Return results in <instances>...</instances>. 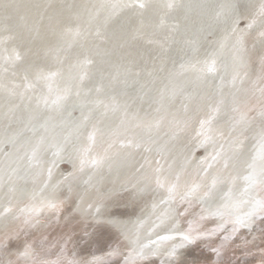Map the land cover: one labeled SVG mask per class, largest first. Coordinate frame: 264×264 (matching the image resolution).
I'll return each instance as SVG.
<instances>
[{"label": "bare ground", "instance_id": "6f19581e", "mask_svg": "<svg viewBox=\"0 0 264 264\" xmlns=\"http://www.w3.org/2000/svg\"><path fill=\"white\" fill-rule=\"evenodd\" d=\"M11 1L9 10L0 6V60L4 62L0 63V92L8 96L4 102L8 108H17L21 103L50 107L60 102V98L65 100L67 95L75 101L92 88L98 90L101 82L95 79L81 83L86 65L94 55L101 56L103 62V67L95 66H99L96 76L100 72L102 77L111 78L117 70L131 76L142 70L150 73L161 63L164 66L165 55L172 50L173 42L176 44L173 49L183 52L185 45L196 46L202 40L192 34L195 25L202 22L199 18L188 11L175 15V9L184 12L195 7L189 0H178L172 15L167 14L171 0H151L155 9L150 19L139 13L140 0H127L136 24L130 27L132 41L129 46H123L122 36L117 34L110 33L112 39H108V28L123 30L120 26L124 22L119 25L115 21L109 27V21L105 20L109 17L104 15L112 3L126 0ZM218 4L229 5L230 2L217 0L211 19L224 14ZM63 9H69L68 13H60ZM245 10L230 13L227 19L215 25L216 34L209 33L190 56L179 57L173 62L172 76L191 73L199 78L210 75L213 82L208 95L202 96V108L189 117L190 121L180 134L183 137L180 152L186 156L174 162H165L164 158L159 171H153L154 184L136 181L128 175L132 161L122 160L127 151L110 146V141L120 135L119 128L117 134H112V129L105 133V128L96 124L99 120H89L86 113L79 117V122L85 125L80 141L72 144L73 153L59 151L55 158L53 152L57 147L54 146L42 150L43 156L29 160L26 152L33 151L34 146L20 151L24 155L18 149L14 158L18 157L11 164L18 166L26 161L33 165L34 162L36 175L25 183L20 181L26 184L24 191L30 190L25 197H20L18 181L15 194H4L2 190H8L7 180H11L8 174L0 177V264H118L119 260V264H264V217H253L247 227L239 224L241 229L231 236L232 239L226 228L208 231L216 224L223 225L229 218H243L244 213L257 207L253 202L264 188L259 143L264 127V0L253 1ZM97 11H102L101 16H95ZM21 20L24 29L19 32L15 25ZM156 25L160 28L158 32ZM135 47L143 54L149 51L150 55L139 59L136 54L132 57L122 54L121 49L139 54ZM163 52V57L158 55ZM218 52L223 54V66L219 65L218 72L204 75L213 70L208 63ZM21 55L25 61L15 65ZM158 57L161 58L159 62ZM66 72L72 74V83L67 80ZM121 78L123 76H118L114 81L127 82ZM156 87L159 96L172 93L164 90L163 83ZM238 93L241 95L236 97ZM231 95L236 104L240 102L238 108L228 106L219 110L218 106L223 105L222 97ZM180 96L184 97L183 91ZM118 100L110 93L92 97L88 103L101 110H121L128 114ZM184 102L181 99L180 108L186 112L188 104ZM172 109L169 108V112ZM243 109L246 111L244 117ZM28 114L35 117L31 112ZM152 121H156L153 123L156 125L159 118ZM54 122L55 126L59 123L57 119ZM223 123L228 127L232 125L236 132L242 131L243 137L234 139L231 136L226 143L218 142L214 135L216 132L217 136L221 135ZM160 126L165 123L161 122ZM96 131L97 137L84 144L86 133H91L92 137ZM44 142L36 145L43 149L47 144ZM102 142L109 147L106 155L98 159ZM220 145L221 150L217 148ZM198 147L201 148L197 157L193 148ZM7 157L10 158L11 153ZM61 161L66 164L60 167ZM94 162L97 164L93 165ZM109 162L115 165L110 175L107 170L112 164L106 165ZM46 163L50 164L49 171L45 169ZM146 164L140 169L148 168ZM101 167L105 171L100 172ZM77 169L89 171L95 177H103L99 174L106 172V178L80 188L73 183V179L79 177ZM61 171H66L72 181L70 192L63 191L66 180L59 182L57 178ZM44 173L46 181L40 189L39 180ZM14 184L11 183L10 191L14 190ZM123 199L125 203L121 202ZM6 201L7 205L2 207ZM37 210L39 213H35ZM187 225L199 230L195 233L203 232L205 240L190 245L178 237ZM211 233H215V239L211 238Z\"/></svg>", "mask_w": 264, "mask_h": 264}, {"label": "water", "instance_id": "95a60500", "mask_svg": "<svg viewBox=\"0 0 264 264\" xmlns=\"http://www.w3.org/2000/svg\"><path fill=\"white\" fill-rule=\"evenodd\" d=\"M191 4H195V7L188 8L186 11H180L179 9H175V12L177 15L178 13L182 14L185 12L192 13L193 16H196V18H199V21H202L201 23L195 25L194 33L195 35H198V37L201 40L196 46H187L185 45V50L182 52L179 48L176 50V48L173 49V47H176L175 42H173V45L171 47L172 50H170L166 56V65L164 62V66L162 63L159 65H155V68L150 73H145L143 70L139 73H133V75H128L127 73H124L123 70H117L113 73V76L109 78L108 76L104 75L103 77L100 75V72L98 73V76L95 75V72L99 71L98 68H95L96 65H100L103 67V62L101 60V56L96 57L93 56L94 59H92L89 64L86 65V74L84 76V80H81V83L86 84L88 81L97 80L100 83V87L93 89L92 91L88 92V94L81 96L79 100H73L72 96L67 95L68 97L64 100V98H60V102H57V104H53L52 106H45V107H34V105L31 104H20L17 108H8L4 106L5 100L8 98L6 94H3L0 92V177L3 175L8 174L7 185L8 190H2L4 194L7 196H12L15 194V190L17 187V183H20L21 193L20 197H25L27 192L24 191L25 185H22L21 182L25 183L26 179H31L33 177V174L36 175L35 168L36 164L33 162V165H29V163H19L18 166H13L11 164L12 160H16L18 156L14 158V155L17 154V151L19 149L20 151H27L31 148V146H34L33 151L26 152L27 158L31 160L30 158H35L37 156L41 157L43 152L42 150H47L48 147H57V149L53 152V155L55 158L57 157V153L60 151V153L67 152V153H73V150L75 148H72V144L76 143L77 141H80L81 136L80 132L83 129L85 123L79 122V117L82 113H86L89 120L96 119L99 120L98 125H100L102 128H105V133L108 132L109 129H112V134L119 128L120 135L115 137L110 141V146L115 147H122V149H125L127 152L123 154L122 160L125 158H128L132 161L131 163V170L128 172V175L132 177V179H135L139 182H146V184H154L152 182L154 180V170L155 172L159 171L160 166L163 164V160L165 158V162L167 160L175 161L178 158H184L186 156V153L180 152L182 150V142L183 137L180 136L182 131H184V128L186 127L187 123L190 121V118L197 110H200L203 106L202 96L208 95L209 89H211V84L213 82V77L210 74L217 70L219 71V65L223 66V57L222 52H218V55L214 56V59L211 60L208 63V66L212 68L213 70L211 72H204L206 76H202L199 78H196L194 74H186L184 73L181 77H174L172 76L170 70L173 62L178 59L179 57L185 58L190 56L195 50H197L203 42V39L206 35L209 33H217L218 30L215 29V25L219 23L220 21L227 19L230 15V13H237L240 11V13L246 11L245 9H249L250 5L255 0H225L227 2H230L229 5H221L222 7V13L224 14L220 16L217 19H211L212 17V10L215 6L217 0H189ZM141 4L138 6V11L143 15L142 17L150 19L153 16V9H155V6H153L151 0H140ZM186 3V2H185ZM190 4V5H191ZM10 5H12V1L9 0V2H4L3 0H0V6L6 7V9L9 10ZM178 6V0H171L170 6L167 7V14H173L172 8H176ZM14 10V6L11 7ZM131 6L129 1L121 2L116 1L111 4L108 9H106L104 15L109 17L105 20L109 21L108 26L110 27L111 24H113L115 21L120 25L123 21V26H120L121 29H111L108 28L109 36L108 39H112V33L117 34L118 36H122L121 43H123V46H129L132 39L129 37V32L132 30L130 28L131 26H136V24L133 22V16L129 13ZM69 9H63L60 13L64 14L68 13ZM173 11V12H172ZM102 11H97L95 16H101L100 14ZM211 15V17H210ZM13 16V15H12ZM179 16V15H178ZM202 16V17H198ZM92 19H95L94 17ZM22 21V20H21ZM197 21V22H199ZM227 21V20H226ZM225 21V22H226ZM24 21L22 22H16L15 28L20 32L22 29H24V25L22 26ZM99 23H102L98 21ZM104 25V23H102ZM223 25V24H222ZM128 26V28H127ZM156 32L160 31L159 26L156 25ZM180 30V29H179ZM189 31V30H188ZM111 33V34H110ZM153 35L155 34L152 32ZM191 34V32H190ZM192 36V35H191ZM126 38L129 40L127 41ZM134 41V40H133ZM135 44V43H134ZM133 44V45H134ZM259 46V43H257ZM257 45L255 44L254 50L257 48ZM137 46V45H136ZM138 47V46H137ZM135 47L136 52H126L125 49H121L123 55L130 54L129 56L132 57V54L138 55V58L141 59V57H146L148 53H144L139 48ZM123 48V47H122ZM219 51V50H218ZM117 55V53H114ZM143 54V55H142ZM150 55V54H149ZM159 56H164V52L158 54ZM135 60L134 63H137L138 60ZM174 59V60H173ZM161 58H157V61L159 62ZM170 60H173L170 62ZM20 61V62H18ZM24 56L17 59V63L15 65H20L21 62H24ZM170 62V63H169ZM0 63L3 64L2 60H0ZM150 64V63H149ZM149 64L146 66V68L149 66ZM169 64V65H168ZM145 65V63H143ZM142 65V66H143ZM110 68V67H109ZM107 68L106 71H109ZM68 76V81L72 83V74L69 75L68 72L65 74ZM100 75V76H99ZM118 76H123L121 80H127L125 83H118L117 80L114 81ZM102 77V78H101ZM109 78V79H108ZM151 81H160L164 84V90L167 92L172 91V93L169 92V94L165 93L163 96H159L157 93L158 87L156 85V82ZM184 92V97H181V92ZM224 91V89H223ZM222 91V92H223ZM110 93H113L119 100V103L122 102V106L125 110H127L129 113L126 114V112H121V110L113 111L112 109H105L101 110L97 106H90L89 101L90 98L95 97H102L106 96ZM67 94V93H66ZM241 94H236V97H238ZM181 99L185 100V105H187V111L184 112V109H181ZM223 105L218 106V109L221 111L224 107H234L238 108L240 102L236 104V101H233L234 98L231 96H223ZM169 108H173L169 112ZM211 111V110H210ZM28 112L33 113L35 117L32 118L28 114ZM245 109H243V116L245 114ZM239 115V114H238ZM53 117V120L51 117ZM241 115H239L240 117ZM156 117L159 118L158 124L154 125L153 123L156 121ZM232 117H235V114L232 115ZM57 119L59 123L57 126H55L54 120ZM143 121V122H142ZM169 121V123H167ZM165 123V126H160V123ZM171 125V127H168V125ZM151 125V126H150ZM167 125V126H166ZM174 125V126H173ZM150 126V127H149ZM232 125L229 127L226 126L224 123L221 125L220 128H222L221 135L217 136V133H215L214 138L218 139V142L226 143L230 140L231 136L234 137V139H241L243 137V132L238 131L236 132V128H231ZM183 129V130H182ZM116 132V134L118 133ZM86 133L85 140L83 141L84 144L89 142V140L94 139L97 137V131L93 133L92 137ZM35 137H39V139H35ZM145 139V140H144ZM43 140H45L44 146L45 148L41 149L39 148L40 145H36L38 142L43 144ZM110 140V139H109ZM242 142V141H240ZM52 144V145H50ZM193 145V144H192ZM222 145L218 146L217 148L221 150ZM109 147V144H104L102 142L100 152V156L98 159L102 158V155H106L105 150H107ZM201 147H198L195 150V154L198 157V150H200ZM15 149V150H14ZM12 150V151H10ZM14 150V151H13ZM72 150V151H69ZM11 153V157H7ZM20 154L24 155V152H20ZM104 155V156H105ZM51 155H49L50 157ZM7 157V158H6ZM111 157V156H109ZM190 157V156H189ZM9 158V159H8ZM107 158V157H106ZM104 158V159H106ZM181 158V159H182ZM94 159V158H93ZM97 159V162L100 161ZM103 159V160H104ZM180 159V160H181ZM116 161V160H115ZM114 161V162H115ZM113 162V163H114ZM18 163V162H17ZM77 163V162H76ZM90 162H88L87 165H89ZM145 163L148 168L140 169L141 165H144ZM66 164V161H61L59 166ZM79 164V163H77ZM97 164L96 162L93 163V165ZM111 165L112 163H106V165ZM92 165V164H90ZM114 164L111 165V167L107 170L108 173H112L113 170L112 167H115ZM44 166L45 169L48 171L50 170V164L46 163ZM9 170V172H6ZM76 170V173H78L79 177H76L73 179L74 185H78L80 188L88 187V184L99 183L102 181L105 173H100L102 171H105V168H100V174L103 175L99 177L93 176V174L89 171L81 172ZM81 170V169H80ZM86 170V169H83ZM32 174H30V172ZM69 171H72V169ZM152 171V173H151ZM66 171H61L60 174H58L57 178L60 180H66L67 184L64 185L63 191L70 192V188L72 181L70 180V177L68 174H66ZM109 173V175H110ZM43 178L39 180V188L41 189L42 186L45 183V173L43 174ZM69 177V178H68ZM111 176H108V178ZM25 178V179H24ZM83 178V179H80ZM93 179V181H91ZM9 181V182H8ZM18 181V182H17ZM21 181V182H20ZM99 181V182H98ZM15 182L14 184V190L10 191L9 187L11 183ZM38 182V183H39ZM152 182V183H151ZM52 189V188H51ZM56 189V188H55ZM53 188V191L55 190ZM263 192L261 195L256 198L255 201H259L260 199H264V188L262 189ZM123 191V190H122ZM20 192V191H18ZM17 193V192H16ZM17 198V196H16ZM17 201V199H16ZM125 199H123L121 202L125 203ZM11 202V201H10ZM18 202V201H17ZM105 202L103 203L105 207ZM7 205V201L2 204V207ZM254 205V204H253ZM251 205V206H253ZM254 208V207H253ZM255 214H257L254 217H264V213L259 211V206L257 204V207ZM14 208H11L13 210ZM37 208H35L36 210ZM103 209H100L99 211L102 212ZM1 211V209H0ZM35 213H39V210L35 211ZM107 214L113 215L112 212H108ZM238 218H229L225 220V222L220 224L214 225L213 227L209 228L208 231H214V230H220V228L224 229L226 228L227 232L229 233L230 239L231 236H235L239 232L238 229H241V226L238 223ZM236 226H239V228ZM235 230V231H234ZM237 230V231H236ZM199 231L195 228H192L190 225H187L184 229V232H181V234H178V237L185 239V236L189 237L187 240L188 244H195L199 241L205 240V235L203 232H196ZM210 236H213L211 238L215 239V233L209 234ZM229 239V241H230ZM121 260H119L120 263ZM118 263V264H119Z\"/></svg>", "mask_w": 264, "mask_h": 264}, {"label": "snow or ice", "instance_id": "6c2138e0", "mask_svg": "<svg viewBox=\"0 0 264 264\" xmlns=\"http://www.w3.org/2000/svg\"><path fill=\"white\" fill-rule=\"evenodd\" d=\"M251 25H249L250 27ZM260 163H261V173L264 174V127H262L260 132ZM264 183V181H262ZM254 205L259 206V211L264 213V199H260L259 201H254ZM219 211H217V215H219ZM255 215V207L252 211L246 212L243 214V218H241L238 222L245 227L249 226V224L252 222V218ZM235 231V230H234ZM185 239H189V237L185 236Z\"/></svg>", "mask_w": 264, "mask_h": 264}]
</instances>
